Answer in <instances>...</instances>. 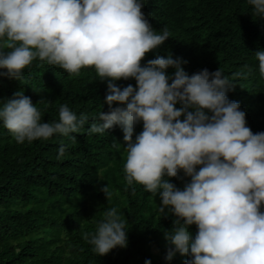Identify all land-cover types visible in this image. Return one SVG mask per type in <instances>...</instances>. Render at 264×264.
<instances>
[{
    "label": "clouds",
    "instance_id": "9594fccd",
    "mask_svg": "<svg viewBox=\"0 0 264 264\" xmlns=\"http://www.w3.org/2000/svg\"><path fill=\"white\" fill-rule=\"evenodd\" d=\"M248 3L264 19V0ZM142 6L141 0H0V43L10 50L0 51V69L6 70L0 76L20 80L37 59L70 76L93 68L99 81H107L108 111L88 131L122 128L127 185L158 195L159 213L175 217L164 232L170 245L165 259L179 253L191 257L185 264H264V132L246 126L245 112L226 95L235 85L219 68L188 75L171 53L141 66L170 37L166 27L159 34L152 29ZM254 56L264 78V50ZM129 78L135 87L116 86ZM36 104L23 91L0 102V121L18 144L76 133L88 120L63 104L58 121L41 122ZM138 122L142 131L133 139ZM64 153L65 146L59 147L57 159ZM180 171L190 177L183 190L166 179ZM101 191L110 198L106 184ZM191 225L197 228L194 238ZM125 229L113 207L84 238L104 256L127 246Z\"/></svg>",
    "mask_w": 264,
    "mask_h": 264
},
{
    "label": "trees",
    "instance_id": "16d2710c",
    "mask_svg": "<svg viewBox=\"0 0 264 264\" xmlns=\"http://www.w3.org/2000/svg\"><path fill=\"white\" fill-rule=\"evenodd\" d=\"M141 2L152 29L159 34L166 27L170 33L169 39L145 55L141 66L157 54L171 53L182 61L188 75L219 68L235 85L226 95L245 112L246 126L254 134L264 132V78L254 56L264 50V19L253 14L248 0ZM0 51L10 50L0 43ZM173 72L166 70L169 83ZM237 72L243 75L237 77ZM115 84L123 89L129 84L135 87L136 82L129 78ZM17 91H23L33 104L41 100L36 104L41 122L58 121L63 104L78 119L83 113L88 120L76 133H55L47 140L23 144L15 142L0 121V264H185L191 259L179 253L165 259L170 245L164 232L171 229L175 217L159 213L158 195L154 197L142 185H127L122 128L88 131L91 123H99V113L108 111L107 81H99L93 68L70 76L37 59L23 70L20 80L0 76V102ZM141 131L142 122H138L133 139ZM61 146L65 153L57 159ZM166 179L180 190L190 182L182 171ZM105 184L111 193L108 199L101 191ZM113 207L126 222L127 246L98 256L84 234L90 238ZM188 230L194 238L196 226Z\"/></svg>",
    "mask_w": 264,
    "mask_h": 264
},
{
    "label": "rangeland",
    "instance_id": "374dc122",
    "mask_svg": "<svg viewBox=\"0 0 264 264\" xmlns=\"http://www.w3.org/2000/svg\"><path fill=\"white\" fill-rule=\"evenodd\" d=\"M181 187H183V186H181ZM153 251H154L155 253H159V250H158L156 247L153 248Z\"/></svg>",
    "mask_w": 264,
    "mask_h": 264
}]
</instances>
